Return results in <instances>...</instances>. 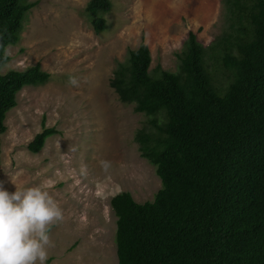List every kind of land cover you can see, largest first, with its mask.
Listing matches in <instances>:
<instances>
[{
	"label": "trees",
	"instance_id": "obj_1",
	"mask_svg": "<svg viewBox=\"0 0 264 264\" xmlns=\"http://www.w3.org/2000/svg\"><path fill=\"white\" fill-rule=\"evenodd\" d=\"M222 2L228 32L211 52L226 86L215 85L193 32L176 72H151L141 42L109 81L120 103L150 118L134 140L161 183L152 201L138 204L128 192L110 199L118 264H264V0ZM36 6L0 0V70ZM110 8L109 0L86 5L95 34L106 30ZM49 80L39 65L0 74V136L17 94ZM58 134L43 117L26 149L36 154Z\"/></svg>",
	"mask_w": 264,
	"mask_h": 264
},
{
	"label": "rangeland",
	"instance_id": "obj_2",
	"mask_svg": "<svg viewBox=\"0 0 264 264\" xmlns=\"http://www.w3.org/2000/svg\"><path fill=\"white\" fill-rule=\"evenodd\" d=\"M27 1L37 6L19 43L6 48L10 61L0 74L39 65L50 80L24 87L6 115L0 182L9 192L38 186L63 209V222L50 232L47 264H118L110 199L128 192L138 204L152 201L161 183L134 140L150 118L120 103L109 81L141 42L151 72H176L177 55L193 32L206 49L215 85L226 86L228 74L211 52L228 32L225 7L222 0H109L106 30L95 34L85 13L90 0ZM43 117L59 134L32 154L26 146Z\"/></svg>",
	"mask_w": 264,
	"mask_h": 264
},
{
	"label": "clouds",
	"instance_id": "obj_3",
	"mask_svg": "<svg viewBox=\"0 0 264 264\" xmlns=\"http://www.w3.org/2000/svg\"><path fill=\"white\" fill-rule=\"evenodd\" d=\"M63 209L40 187L9 192L0 182V264H47Z\"/></svg>",
	"mask_w": 264,
	"mask_h": 264
}]
</instances>
